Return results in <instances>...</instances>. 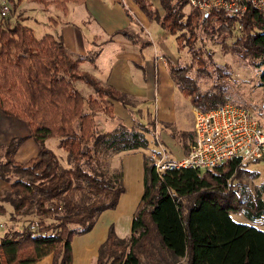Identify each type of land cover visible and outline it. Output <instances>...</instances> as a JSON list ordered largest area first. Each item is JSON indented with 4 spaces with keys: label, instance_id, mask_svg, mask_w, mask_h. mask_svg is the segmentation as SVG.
Listing matches in <instances>:
<instances>
[{
    "label": "trees",
    "instance_id": "obj_1",
    "mask_svg": "<svg viewBox=\"0 0 264 264\" xmlns=\"http://www.w3.org/2000/svg\"><path fill=\"white\" fill-rule=\"evenodd\" d=\"M9 1L16 8L24 0ZM29 1L44 6L52 3L66 12L69 2L83 0ZM133 1L150 20L175 36L178 50L187 45L191 51L197 65L193 78L168 56L166 63L192 106L205 111L226 101L220 89H201L197 82L208 72L225 76L210 52L204 57L194 48L201 36L226 38L237 29L239 34L225 48L258 69L259 85L264 87V17L259 11L250 9L229 17L213 9L205 16L185 0H158L161 15L150 0ZM185 6L190 9L187 14ZM125 12L134 23L129 11ZM22 21L0 25V113L29 129L28 136H14L0 145V179L9 184L0 194V215L5 214L3 203H7L12 216L31 213L38 220L4 232L0 264H36L49 255L51 264H73V238L90 232L102 212L114 209L124 192L122 171L110 167L111 157L145 150L149 143L142 132L121 123L111 131L98 128L94 115L112 117L114 102L124 104L126 94L80 69L83 61L93 62L95 55L73 56L61 37L47 33L37 38ZM117 33L150 44L128 29ZM76 81L91 87L94 94L83 95L74 86ZM187 135L179 134L185 150ZM28 137L38 146V153L26 162L16 161L15 153ZM52 137H59L65 164L45 146ZM247 167L248 163L232 159L213 169L179 167L159 174L149 155H144L143 192L130 234L117 236L111 224L94 264H264V230L232 218L239 214L255 223L264 217L262 191L252 193L242 182L244 176L257 177Z\"/></svg>",
    "mask_w": 264,
    "mask_h": 264
},
{
    "label": "rangeland",
    "instance_id": "obj_2",
    "mask_svg": "<svg viewBox=\"0 0 264 264\" xmlns=\"http://www.w3.org/2000/svg\"><path fill=\"white\" fill-rule=\"evenodd\" d=\"M6 1L9 3V6H11V9L9 8V12L6 16L0 15V25H5L7 23L13 24L15 20L25 19L27 15L32 16L31 19L28 18V20L26 19L22 23L31 27L37 38H41L44 34L47 33L53 34L55 36L57 35V30L55 28V25L52 24L51 20L59 21V25L64 23L58 7V11L54 6L43 9V7L39 5V3L28 1L27 3L23 4L22 8L20 7L15 11L17 7L14 8L11 1ZM150 1L152 3V8L155 10L157 9V11L162 15L163 11L159 5L158 0ZM125 5L131 7L134 11L136 10V12L139 11L138 14L140 13L141 15L138 16H140L142 20L133 12L131 13L132 17L134 18V23L141 28L142 34L145 36V38L151 39L153 40V42H155V46L161 52V57L166 60V56H168L178 66L186 67L187 75L193 78L196 75L195 73L197 65L196 63H194L192 53L189 50L188 46L185 45L183 49L178 50L176 47L175 36L168 34L155 21L150 20L146 16V14L138 8L133 0H130V3L128 0H125V4L123 3L124 8H126ZM33 7L35 9L31 10ZM73 10L74 12L71 15L70 20L82 25V28H84L83 32L85 34L87 33V31L85 30L87 29L88 31H90V28L96 29L94 26V24H96L95 20L90 17V15L85 11L82 5L75 4ZM183 11L185 14H187L190 11L189 6H185ZM142 14L144 15V17H141ZM144 20L147 21V23L151 22L148 26L149 28H147L148 24ZM97 32V34H100L99 30H97ZM180 34L182 33H177V35ZM233 34V36L226 38L221 35L215 37H209L208 35L201 36L194 41V48L199 49L204 57H206L208 52H210L214 64H218L221 67L223 73H225V76L223 75L221 78L217 75L216 72H208V74L202 75V78H199L197 82H199V86L201 87V89H220L224 94L223 97L226 98L225 103L228 102L235 105L251 108L257 113L261 121L264 123V110L262 108V104L264 103V87H261L259 85V70L253 67L246 59L235 57L234 55H231L227 52L225 47L226 45H229L239 34L238 30H234ZM186 36L189 37L190 35L187 33ZM95 41L96 42L94 43L89 42L86 44L87 49L85 55L93 56L96 54L100 45H98L97 39ZM185 44H187V42H185ZM106 46V53L108 49L110 51V49L115 50L119 48V44L114 41H110V43ZM72 55L77 56L78 54L72 53ZM109 60L110 57L104 59V63L105 61L106 64L108 63L107 66L110 64V62H108ZM74 86L77 89H81L84 95H87L89 93V90L93 93V89L91 87H87V85L82 82L76 81L74 83ZM175 88L176 92H173L170 95L167 94L165 88L160 92V104L162 102V106L160 105V107H158L153 99L144 100V102L146 101L144 103V106L143 104H139L137 107H135V105L133 106L134 111L132 113H134L133 116L135 117H132L130 122L132 121L134 127L138 125L144 136H146L149 147L145 152L149 155V157L152 153L160 152V154L164 153L167 160H176L187 152V149L185 150L182 146V141H180L181 137L179 136L180 132L178 130L186 127L187 116L190 117L191 113H189L190 109L186 108L187 102L185 101L184 96L179 93V89L176 86ZM166 98L169 101V108H166L164 106V101L167 100ZM169 114H171L172 117L174 116L173 123L169 124L163 122L161 123L162 128H156L154 119H160L158 118V115H160V120L166 121V119L169 117ZM102 115V113H96L94 116L98 121L100 116ZM1 123L5 124L4 128H7V130V125L10 126L9 128H13V131H15V134H17V136H22L23 134L21 133L23 131H26L25 128H27L26 126L9 125L8 122L3 121ZM152 126L154 128L153 130H147L146 127L151 128ZM155 128L158 130V133L156 132ZM170 137L174 141L170 140ZM58 140L59 137H52L48 139L46 147L50 148L60 158L62 163L65 164L66 152L63 149L59 148ZM188 143L189 141L187 142V144ZM30 144L32 143H26L24 149H20L18 154L21 157V162L26 161L24 158H22V154H27V156L29 155V157L30 155H35L36 151L34 152V154L31 153L34 148L37 150V147L36 145H34L33 147V145ZM30 146L32 147L30 148ZM110 167L114 170H118L119 163L116 162V160H112L111 158ZM247 168L255 172L257 177L251 178L248 176H244L242 182L247 184L249 190L252 193L261 190V197L264 200V160L249 162ZM15 178L16 176H13V179ZM4 186L6 185L0 179V194L1 192H3L2 189ZM9 210V215L6 214L7 211L5 212V215L3 214V217L4 219H6V221L1 222L0 220V222L3 224V226L0 227V237L4 234L5 231L19 230L26 225L35 224V222L38 220V218H36V216L31 213L24 216H12V208H10ZM111 212V210L104 211L98 218V221L91 232L82 236L74 237L72 242L74 264L94 263V258L96 255L95 253L97 252V243L102 237L103 232H105L106 230V224L108 218L111 216ZM232 218L237 222L251 224L261 230H264V217L260 218L255 223L249 222L239 214H232ZM46 222H51V219L47 218ZM33 229H35V225ZM47 257L48 258L45 261H41L40 264H51L52 256L49 255Z\"/></svg>",
    "mask_w": 264,
    "mask_h": 264
},
{
    "label": "crops",
    "instance_id": "obj_3",
    "mask_svg": "<svg viewBox=\"0 0 264 264\" xmlns=\"http://www.w3.org/2000/svg\"><path fill=\"white\" fill-rule=\"evenodd\" d=\"M29 0L22 1L15 11L18 8H22L24 3H27ZM130 3V0H128ZM123 3L125 4V0H83L81 2H71L67 4L66 12H61V18L64 21L63 24L59 25V21L51 20L52 24L55 25L56 28V37L59 36L63 39L65 46L67 49L72 52L78 54L77 56L84 57L86 52V44L89 42H96L97 39L98 48L95 54V60L93 62L90 61H83L80 64V69L86 71L93 75L102 85H109L114 87L116 90L126 94L125 103L121 102H114V110L113 116H100L97 122L98 128L102 131H111L115 128L119 123L125 125L128 128H133L140 132L141 129L137 125L136 127L133 126L132 121L130 122L134 113L133 106L137 107L139 104H143L144 100H154V102L160 107L162 106V102L160 104V96L161 91L165 88V91L168 95L176 92V84L170 76L166 60L161 57V52L155 46V42L153 40L145 38L142 34L141 28L129 21L125 10L129 12H133L134 14L141 15L140 13L134 11L131 7L126 6L123 7ZM82 5L85 11L90 15L91 18L95 20L94 26L97 30L100 31V34H97L96 29L90 28V31H87L85 34L82 28V25L76 23L75 21L70 20L71 15L73 14L74 5ZM46 9L50 6H54L57 11L58 8L54 4H49L44 6L39 4ZM33 7L31 10H34ZM140 18V16H138ZM141 17H144L142 14ZM32 18V16H26L24 20H28ZM141 19V18H140ZM142 20V19H141ZM22 21V22H23ZM145 21V20H144ZM143 21V22H144ZM147 23V21H145ZM151 22H148L147 28ZM101 29V30H100ZM121 29H128L133 32L138 38L149 40L150 44H144L143 41L136 43L131 39L125 37L121 33H117L118 30ZM102 31V32H101ZM96 32V33H95ZM103 33V34H102ZM55 36V35H54ZM110 41H114L119 44L118 49H108L106 53L107 44ZM145 42V41H144ZM104 44V45H103ZM110 57V64L107 66L106 61L104 63V59ZM80 82V81H79ZM83 83V82H82ZM86 85V84H85ZM175 85V86H174ZM89 87V86H87ZM177 87V86H176ZM178 88V87H177ZM179 89V88H178ZM81 91V89H78ZM82 92V91H81ZM164 93V92H163ZM179 93L183 95L180 90ZM83 94V93H82ZM89 94H94V91L89 90ZM84 95V94H83ZM85 95V96H87ZM185 101L187 102L186 108L190 109L191 116H187V125L182 129L178 130L181 132H188L186 142L189 141L191 143L193 139V108L194 106L191 105L189 98L184 97ZM167 99V98H166ZM165 107L169 108V101L168 99L164 101ZM158 118L161 119V116L158 115ZM155 118V127H161L163 122L172 124L174 121V116L172 117L169 114V117L165 120H160ZM8 122L9 125H17V126H26L27 125L15 118L5 116L0 113V145L6 144L10 138L17 136L13 128H9L10 126L2 124L1 122ZM100 124V126H99ZM138 124V122H137ZM144 127V126H143ZM147 130H153V126L146 127ZM155 128V129H156ZM26 131H23L21 134L22 136L29 135L28 127L25 128ZM16 130V129H15ZM18 131V130H17ZM158 133V130L156 129ZM10 135V136H9ZM19 136V135H18ZM175 136V135H173ZM146 137V136H145ZM50 139V138H49ZM190 139V140H189ZM170 140L174 141L171 137ZM47 141H45V146H47ZM181 141V139H180ZM59 142V140H58ZM26 143H32L30 145H36L32 138H27L18 148L15 153L14 159L16 161H20L21 157L19 156L20 149H24ZM32 146H30L31 148ZM37 150L34 148L31 154L35 155L38 153V146L36 145ZM147 149H140L132 152H120L118 154L113 155L111 158L112 160H116L119 163V169H121L123 174V184H124V192L120 195L117 206L114 209H111V216L108 218L106 224V230L103 232L102 237L97 243V250L99 245L105 240L107 236V232L109 226L112 224L114 227V231L119 237H126L130 234L131 230V222L132 216L138 206L140 201L142 192H143V157L146 154ZM33 155L29 157L27 154H22V158L26 161L30 158L34 157ZM111 160V159H110ZM23 161V162H26ZM21 162V161H20ZM6 186L3 187V191L9 188V184L2 181ZM7 213L9 215L11 206L7 203H3ZM103 213V212H102ZM5 215V214H4ZM4 215H0L1 222H5ZM0 222V223H1ZM3 224H0L2 227ZM95 227V226H94ZM93 230V229H92ZM91 230V231H92ZM90 231V232H91ZM89 233V232H88ZM87 234V233H86ZM85 235V234H84ZM82 236V235H79ZM76 237V236H75ZM74 239V238H73ZM73 242V240H72ZM73 247V245H72ZM94 254V253H93ZM94 263L96 260L97 252L95 253ZM74 257V252H73ZM48 257L43 258L36 264H40L41 261H45ZM52 260V258H51ZM93 263V264H94ZM47 264V263H46ZM74 264V262H73Z\"/></svg>",
    "mask_w": 264,
    "mask_h": 264
},
{
    "label": "built area",
    "instance_id": "obj_4",
    "mask_svg": "<svg viewBox=\"0 0 264 264\" xmlns=\"http://www.w3.org/2000/svg\"><path fill=\"white\" fill-rule=\"evenodd\" d=\"M185 1L204 13L215 9L229 17H239L254 9L264 17V0ZM8 12L9 3L0 0V15L6 16ZM150 157L159 174L179 167L213 169L232 159L241 163L264 160V123L251 108L228 102L205 111L194 107L193 139L187 152L176 160H167L160 152Z\"/></svg>",
    "mask_w": 264,
    "mask_h": 264
},
{
    "label": "water",
    "instance_id": "obj_5",
    "mask_svg": "<svg viewBox=\"0 0 264 264\" xmlns=\"http://www.w3.org/2000/svg\"><path fill=\"white\" fill-rule=\"evenodd\" d=\"M208 13H205V16L207 15ZM262 108H263V110H264V103L262 104Z\"/></svg>",
    "mask_w": 264,
    "mask_h": 264
}]
</instances>
